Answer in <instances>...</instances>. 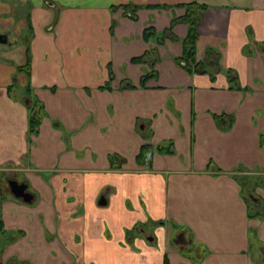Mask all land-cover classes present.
I'll return each mask as SVG.
<instances>
[{"label":"crops","instance_id":"0c3cea01","mask_svg":"<svg viewBox=\"0 0 264 264\" xmlns=\"http://www.w3.org/2000/svg\"><path fill=\"white\" fill-rule=\"evenodd\" d=\"M0 25V264H264V0H0Z\"/></svg>","mask_w":264,"mask_h":264},{"label":"trees","instance_id":"16d2710c","mask_svg":"<svg viewBox=\"0 0 264 264\" xmlns=\"http://www.w3.org/2000/svg\"><path fill=\"white\" fill-rule=\"evenodd\" d=\"M181 7H183L186 11V15L181 18V19H177L174 21V23H176L178 20V22H182L185 23L188 26V35L186 37V39L184 40L183 44H184V53H183V58H182V63L184 64V68L187 69V71L189 73L193 72L192 71V66H190L189 61L191 62V64L193 65L194 63V58H195V42L197 39V34H196V24L198 22V16L199 13L201 12H205L208 8L207 5L205 4H199L196 2H193L191 4H186V5H182ZM123 10L127 13V16L132 19L135 20V7L132 6H124L122 7ZM195 68L198 67L197 64L193 65ZM205 72V71H204ZM233 85H235L236 83L234 82V79H232L230 81ZM30 129L31 132H35L38 128L39 122L35 117H31L30 118ZM144 153V148H143V152H141V155L139 156V158H141V156H143Z\"/></svg>","mask_w":264,"mask_h":264},{"label":"water","instance_id":"95a60500","mask_svg":"<svg viewBox=\"0 0 264 264\" xmlns=\"http://www.w3.org/2000/svg\"><path fill=\"white\" fill-rule=\"evenodd\" d=\"M8 37L5 34L0 33V45H8ZM8 187L11 194L16 198L20 199L25 203H31L33 201V196L27 192V185L26 184H19L14 180L8 181ZM178 244H185V240L181 235L178 237Z\"/></svg>","mask_w":264,"mask_h":264},{"label":"rangeland","instance_id":"374dc122","mask_svg":"<svg viewBox=\"0 0 264 264\" xmlns=\"http://www.w3.org/2000/svg\"><path fill=\"white\" fill-rule=\"evenodd\" d=\"M10 30H12V36L11 37H9V41H10V47H9V45H0V48H2V49H4V50H7L8 48H11L14 44H15V34H13V33H15V27H8ZM0 29H6V27H2L1 25H0Z\"/></svg>","mask_w":264,"mask_h":264}]
</instances>
